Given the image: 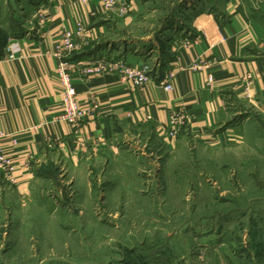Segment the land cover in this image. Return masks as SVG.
<instances>
[{
    "label": "rangeland",
    "instance_id": "374dc122",
    "mask_svg": "<svg viewBox=\"0 0 264 264\" xmlns=\"http://www.w3.org/2000/svg\"><path fill=\"white\" fill-rule=\"evenodd\" d=\"M223 1L136 0L87 57L159 76L196 12ZM242 2L264 26V0ZM25 3L0 0V34L15 17L35 28ZM228 110L205 134L187 123L169 142L130 130L79 172L43 165L50 178L28 194L0 178V264H264V98H232Z\"/></svg>",
    "mask_w": 264,
    "mask_h": 264
},
{
    "label": "crops",
    "instance_id": "0c3cea01",
    "mask_svg": "<svg viewBox=\"0 0 264 264\" xmlns=\"http://www.w3.org/2000/svg\"><path fill=\"white\" fill-rule=\"evenodd\" d=\"M44 1L25 0L23 11L36 26L23 28L17 37L20 50L8 57L0 48V146L12 161L13 186L20 194H28L34 180L50 178L43 165L79 172L89 159L97 161L100 151L109 153L115 142L139 128L143 134L144 127H151L153 133L171 141L166 124L174 109L185 110L190 132L205 134L227 116L232 98L253 104L264 98V57L260 55L264 26L247 14L242 0H224L220 11H197L193 31L180 34L170 44L172 55L160 79L152 76L150 82L132 89L115 73L89 75L82 72L83 66L76 68L72 81L78 103L85 105L93 96L99 107L73 131L58 120L60 34L79 21L87 26L88 46L81 48V57L70 55L71 60L84 62L101 53L88 52L117 20L114 12L101 10L99 0H54L44 5L40 23L35 12ZM127 1L129 8L136 3ZM199 54L210 61L207 70L187 68ZM169 70L175 77L173 88L167 90L161 81ZM207 71L214 77L209 86L205 85ZM246 72L253 76L247 98L243 91Z\"/></svg>",
    "mask_w": 264,
    "mask_h": 264
},
{
    "label": "built area",
    "instance_id": "2783aa9c",
    "mask_svg": "<svg viewBox=\"0 0 264 264\" xmlns=\"http://www.w3.org/2000/svg\"><path fill=\"white\" fill-rule=\"evenodd\" d=\"M54 0H45L36 10L35 17L41 23L44 20V5L51 4ZM102 11H112L118 15H123L127 12L130 4L127 0H99ZM9 38L4 46L5 55L12 57L14 53L20 50L18 41H12ZM60 43L56 49V55L60 58L56 74L61 84V101L59 104L58 120L69 124L73 131H77L83 125L85 119L91 116L99 107L98 100L91 97L85 105L78 103L76 99V90L72 81V74L76 68L81 67L84 74H102L115 73L122 82L128 83L130 88H138L146 82L152 80L150 70L146 65L128 64L123 61L106 62L102 59H91L84 62H75L68 60L67 57L71 53L83 47L89 42L88 28L82 22H76L75 26L70 29H63L60 34ZM210 61L202 54L197 55L187 68L198 71L207 70ZM182 68V67H181ZM175 72L169 70L166 72L163 81L164 88L170 90L173 88V80ZM243 91L245 97H249L248 89L252 85L253 76L251 72H246L243 76ZM214 77L211 72L206 73L205 85L209 86L213 82ZM148 117V116H147ZM188 123V116L184 109L178 108L170 112L166 124V134L169 138H173L179 130ZM3 132L0 130V138ZM0 175L9 182L15 185L16 179L13 175V164L10 157L0 146Z\"/></svg>",
    "mask_w": 264,
    "mask_h": 264
},
{
    "label": "trees",
    "instance_id": "16d2710c",
    "mask_svg": "<svg viewBox=\"0 0 264 264\" xmlns=\"http://www.w3.org/2000/svg\"><path fill=\"white\" fill-rule=\"evenodd\" d=\"M12 23L8 29L7 32H1L0 34V48L3 50V47L7 41V37L12 34L13 36H15V34H19L18 32H22L23 31V27L21 24V21L18 18H13ZM10 33V34H9ZM14 33V34H13ZM163 73L159 76H154L156 77V79H160L162 77Z\"/></svg>",
    "mask_w": 264,
    "mask_h": 264
}]
</instances>
